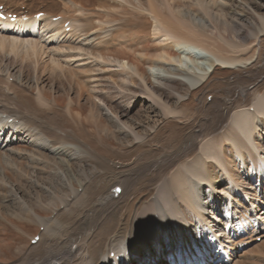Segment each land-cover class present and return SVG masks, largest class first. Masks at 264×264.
Wrapping results in <instances>:
<instances>
[{
    "label": "bare ground",
    "instance_id": "1",
    "mask_svg": "<svg viewBox=\"0 0 264 264\" xmlns=\"http://www.w3.org/2000/svg\"><path fill=\"white\" fill-rule=\"evenodd\" d=\"M69 1L76 6L77 0ZM197 1L196 5H201L203 10L210 9L203 0ZM175 2L178 5L181 3L179 0H168L170 6L167 5V13L155 1L149 0L150 12L160 24L156 28L158 33L168 32L185 40L184 46L179 44L178 50L167 43L161 53L168 58L176 55L188 59L192 57V62L187 66L201 70L198 77L194 76L187 82L180 76H188V73L177 69L174 72L170 70L171 75L162 76L157 84L151 82L148 71L141 65L143 61L132 55L136 51L126 49L133 44L131 36L135 34L130 32V43L119 42L120 36L124 35L120 28L116 29V35H112L117 39L97 52L102 58H128L136 63L137 74L148 83L149 90L163 100L161 103L153 99L155 105L166 115L175 114L171 121L165 118V123L171 126L168 131L164 126L156 127L154 122L161 111L154 118L141 116L137 119V116L132 117L128 113L126 104L123 105L125 102L131 106L135 103L130 93L152 98L150 91L140 84L133 73L113 71L117 76L113 77L117 85L104 80L95 93L108 110L116 113V118L104 112L99 104L92 103L89 111L79 103L84 89L80 83L75 85L72 69H66L64 72L68 74L65 76L55 74L50 77L54 83L65 86L64 90H57L60 94L42 89L34 95L35 88H31L30 77L24 70H20L18 78L12 82L0 79V167L4 166V169H0V264H128L127 260L125 263L120 261V256L125 251L136 254L141 249L146 251L140 264H156L160 261L159 256H155L156 252L163 259L167 257L168 264H203L213 253H219L217 261L230 253L228 248L221 251L220 244L224 240L220 239L216 243L204 239L201 232L193 234L192 230L189 231L188 225L192 219L195 225L201 223L202 220L197 216L201 219L204 217L201 210L203 202L199 195L202 194V181L210 183L212 187L215 185L217 175L214 172L218 168L213 161L223 164L231 161L223 147L224 143L228 141L238 147L241 152L238 155L247 159L245 153L250 150L249 143L254 137V119L264 116V67L254 63L236 70L226 69L224 73H232L234 78L224 76L219 70L222 67L216 66L215 61L236 65L241 61L239 58L244 49L239 47L238 42L227 40L222 34L220 39L223 42H218V50L210 52V55L206 47H200L205 44L197 43L208 41L206 34L198 32V25L189 14L182 15L174 11ZM87 7L101 10L98 6ZM121 12L124 13L121 16H124L125 23L139 25L141 19L151 23L146 15L127 7ZM23 13L16 14L15 22L0 19V27L7 33H13L14 28V34L23 36L25 41L28 35L39 32L36 26H40L43 19L25 18ZM95 13L97 18L104 17V12ZM89 14L90 17L84 19L86 21L83 24L93 27L95 23L91 20L94 13ZM110 15L113 20H117L120 13L111 11ZM97 21L101 22L100 19ZM220 23L230 26L238 38L250 36H242V29L236 23ZM45 25L55 24L47 22ZM71 25L75 23L71 22ZM53 29L56 30V27ZM5 37H0L2 46L6 44ZM8 42L13 46L16 56H20L22 49H25L22 45L29 43L26 55L32 62H38L39 58L42 60L36 42L21 44L13 37ZM116 43L120 47L111 46ZM195 47L205 52L196 53ZM226 52L238 55L229 56ZM8 60L9 57H4L0 51V73L7 70V73L16 77V66ZM148 62L154 65L155 61L149 59ZM206 62L212 63L203 70L202 65ZM56 65L64 69L62 64ZM46 79L42 78L41 83L45 84ZM131 83L133 86L126 89ZM68 85L71 87H66ZM118 88L125 92H117ZM113 91L124 98L119 100L108 95ZM8 92L12 93V97L8 96ZM72 94L75 96L72 97ZM67 102L69 110L63 109ZM162 106L170 111L167 113ZM134 119L139 120V125L142 123L151 129L155 128L154 132L138 131ZM183 122L184 126L179 124ZM231 153L234 152L230 150L229 155ZM249 156L254 166L260 165V160L252 152H249ZM9 169L11 172H8ZM227 175L237 182L241 178L231 167L227 169ZM3 180L18 185L23 193L22 202L11 198V191L1 185ZM251 182L243 180L245 195L252 199L254 192L261 187L258 180ZM115 186L120 190L113 191L114 195L111 196ZM5 200L10 204H4ZM252 203L255 210H262L264 199L253 198ZM52 213H55L53 218ZM246 218L242 214L238 219L243 222ZM158 223L178 224L175 226L177 235L172 234L174 228L167 231L153 229L149 232L148 240L143 243L146 233ZM41 225H44L42 231ZM243 225L239 223L237 231L243 229ZM179 226H184L185 231H188L186 240H180L185 233H181ZM23 234H29L30 240L39 235V239L35 243L30 241L23 244ZM175 239L180 241L170 245Z\"/></svg>",
    "mask_w": 264,
    "mask_h": 264
},
{
    "label": "rangeland",
    "instance_id": "2",
    "mask_svg": "<svg viewBox=\"0 0 264 264\" xmlns=\"http://www.w3.org/2000/svg\"><path fill=\"white\" fill-rule=\"evenodd\" d=\"M11 1L15 2L10 4ZM153 1H155L160 8L165 9L168 13V0ZM179 1L182 4L180 3V5H178L177 2H175L176 5L174 7V11L182 15H186V13L189 14L191 20L198 25L196 27L198 32L206 34L209 40H203L197 43L202 45L205 44L203 46H199L206 47L209 50L208 53L210 55V52L215 53V51L218 50L216 45L218 42L222 41V39H220L222 34L226 36L227 40L238 42V44H240L239 47L244 49L243 55H240L239 58L241 61L236 63V65L225 64L219 60L215 61L216 66L222 67L221 69L218 68L220 73H222L224 76H230L234 78L232 73L225 74V70H236L239 69L238 67L245 68L246 66H251L254 63L264 67V0H203L204 4L209 5L210 7L208 11L203 10L201 5H196L198 2L197 0ZM76 2L79 7L77 4L74 6L69 0H4L5 8L10 10V14H12V16H8V20L10 22L16 21L15 14H18V12H24L23 16H25V18L35 17L37 19H43V22L40 26H36V29H38L39 32H33V34L28 36L26 35L27 39H25V41H23V36L14 34V28L12 29L13 33H7V30H4L0 27V37L6 36L5 38L7 39L4 46L0 45V51L4 57H9L7 62L16 66L14 72L17 74L16 77H14L7 73V70H5V73H0L2 76L6 74L4 77L0 76L1 80L6 81L7 83L12 82L15 78H18L17 76L19 75V71L24 70L25 74H28L30 77L29 79L32 86L31 88H35L34 95H37L42 89L49 90L53 94H60L57 92V90L62 91L65 89V86L56 82L54 83L50 77L55 74L65 76L68 73L64 71L66 69H72L74 72L73 80L75 85L77 86V84L80 83L84 89V94L80 98L79 103L86 106L89 111L92 109V103L99 104L104 109H102L104 112H106L109 116L116 118V113L113 111L111 112L110 109L108 110L107 105L95 96V93L98 91V87L102 86V82L104 80H108L109 82L117 85V83L113 80V77L115 76L113 71H124L129 74L133 73L140 84L149 90L148 83L141 77L140 74L138 75L135 71L136 63L129 60L128 58L124 60H113V58H102L101 55H97V52L100 50V48H105L106 45H108L111 41H115L117 39L116 37H113L118 32L116 30L117 28H120V31L124 32V35L120 36L121 38L119 39V42L127 41L130 43V32L135 34L131 36L133 37V44L126 49H128V51H136L132 55L135 56L137 60L141 62L143 61L141 65H143L148 71L151 82L157 84L162 76L171 75L169 72L170 70L174 72L179 69L187 72L188 76H180L187 82H190V80L193 79L192 77H198V75H200L201 70L192 69L187 66L188 63L190 64L192 62V57H189L188 59L179 55L171 58H168L166 55L162 56L164 53L161 52L164 45L170 43L172 44L174 50H178L179 44L183 45L185 40L179 39L168 32L165 33L163 31L158 33L156 28L160 27V24L159 22L155 21L153 14L150 12L149 0H77ZM171 2H173V0H171ZM200 2H202V0H200ZM62 4L63 6H61ZM87 6H98V8L101 10L97 8H89ZM75 7H77L78 10ZM122 7L123 10L121 9ZM126 7L127 9L129 8L130 10L139 12V14L141 13L146 15V18L150 19L151 23L144 22V19H141L142 22L139 25L125 23L124 16H121L124 13L121 11H124V8ZM37 11L38 13L42 12L43 14L37 16ZM94 11L98 13L104 12V17L101 19L98 16L97 18V14ZM111 11L114 14L117 12L120 13V16L118 15L119 18L117 20L112 19V16L110 15ZM89 13H94L91 20L95 23L93 27H86L83 24V22L90 17ZM64 18L66 19L65 23L63 22ZM76 18H79L80 20ZM96 18L100 19L101 22H95L97 20ZM73 19H75L76 22ZM138 21L140 20L138 19ZM219 21L228 22L232 25L236 23L237 27L242 29V36H247L246 34H248L250 35L248 36L249 38H238L235 33L232 32L230 26H224ZM47 22H53L55 25L46 26L45 24ZM71 22L72 24L75 23L74 26H77L76 29L73 25H71ZM58 23H62V27L60 25L57 26ZM142 23L146 25H143ZM43 24L45 25L44 27H42ZM79 25H81L82 28H80L81 26ZM55 27L56 30L53 29ZM127 27L130 29L127 30ZM136 35H139V37ZM12 37L16 42H21V44L25 42H36L38 44L37 52H39L42 60L40 61L39 58L40 62H37L33 59L34 62H32L30 57L26 55V47H28L29 43L22 45L25 49H22L23 51L20 53L21 58L20 56H16L15 51H13V46L8 42V39L10 40L11 38L12 40ZM226 45L229 47V49H231L229 44ZM111 46L120 47L118 43ZM200 47H195L194 52H205ZM226 54L229 56L238 55L227 52ZM149 59L155 61L154 65H151V63L148 62ZM28 63L31 66L27 67ZM55 63L62 64L64 69L60 68ZM211 63L212 62L204 63L202 65L203 70L208 69V65ZM3 65L4 63H2V66ZM6 65L7 63L5 62V66ZM53 67L56 68L55 71H53ZM244 77H246V75H244ZM42 78H47L45 84L41 83ZM131 86H133L132 83L127 85L126 89H129ZM66 87L70 88L71 86L68 85ZM1 90L2 88L0 87V92ZM119 91L123 92L124 90L122 88H118L117 92ZM149 91L152 98H149L144 94H139L136 96V94L128 92V94L130 93L129 95L134 96L135 103L131 106V104L128 105L127 102H125L123 105L126 104L128 113L130 112L129 114H131L132 117L137 116V119L141 118V116L144 118L152 116L154 118V115H158L159 111H161V114L159 113V116L155 117L154 122L157 124L156 127L162 128L164 126L163 128H166L168 131L171 126L165 123V118L168 119L166 121H171L175 114L168 113L170 110H168L167 107L164 108L162 106L163 109L168 113L167 115L164 114L165 112H163L159 106L155 105V100L161 103H163V100L151 90ZM11 94V92H8L9 97H12ZM108 95H111L114 99L117 98L119 100L124 98L119 97L114 91ZM73 96H75V94H72V97ZM208 97V100H210L211 94H209ZM141 106L145 109L141 108ZM73 108L76 109V106H73ZM250 108L253 110L252 107ZM63 109L69 110L68 102L67 105L64 103ZM67 113V116H69L70 113L68 111ZM133 121L137 125L136 129L138 131L143 130V132H145L147 130L149 134L154 132L153 130L155 128L151 129L149 125H144L142 123L139 125V120L134 119ZM179 124L184 126V122L183 124ZM253 133V141L249 143L250 150L245 153L247 159L238 155V153H241L238 151V147L226 141L223 147H225L227 156L231 158V161L227 162L226 164L216 163V161H213V163L217 165L218 168L214 172L217 176L215 178V185L213 187L210 183L202 181V194L199 195V198L203 202L201 210L204 213V217L201 219V217L197 216L200 218V220H202V222H198L196 225L192 219V223L188 225L190 228L188 230H192L193 234L201 232V235L204 237V239L212 242L218 243L220 239L224 240V242L220 244V248H222V250H220L223 251L227 250L228 248L230 252L225 254L221 261H217L218 259H216L218 258L217 254L219 253H213L207 259L206 263L203 264H264V205H262V210H255L253 203L251 204L253 198L259 199V197H262V199H264V116H259L254 119ZM151 137H154V135ZM143 142H146V140ZM146 145L148 146V144ZM230 150H232L234 153L229 155ZM242 150L247 151L245 149ZM249 152H252L260 160L259 166L256 167L252 164L250 161L251 157L249 156ZM137 154L140 155V153ZM2 166L3 165H1L0 169H4V166ZM229 167L233 168L235 172L238 173V176L241 177L239 182H237L236 179L232 180L231 177L227 175V169ZM8 172H11V169H9ZM258 175H260V178ZM250 179L253 182L254 180H258V182H260L259 187H261L257 192H254L255 196L252 195V199L251 197L245 195V184L243 183V180H248L250 183H252ZM253 184V187H255V183ZM1 185L8 189V191H11V198L15 197L16 200H20L22 202L23 193L18 189L17 184L13 185L9 182L5 183L3 180L1 181ZM116 187L117 186L112 188V192L110 193L111 196L114 195L113 191L118 192ZM80 189L81 187L79 190ZM13 192L16 193L14 194ZM4 204L10 203L5 200ZM242 214L246 215L247 218L243 220V222H240L238 218L240 216L242 217ZM54 216L55 213H52L51 218ZM239 223L244 224V227L243 229L237 231L236 228H238ZM177 225L178 224L171 225L169 223L155 224L153 228H150L146 233L143 243L148 240L150 234L149 232L153 229L167 231L174 228L175 230L172 231V234L177 235L178 229L175 227ZM179 227L181 229V233H185V236L180 240L183 241V238L186 240V232L188 231H185L184 226ZM43 228L44 225H41L40 231L44 230ZM220 228L222 229L219 231L218 229ZM190 233L192 232H189V234ZM193 234H191V236H193ZM214 235H216V237ZM29 237V234H23V244L30 243V241L33 243V239L30 240ZM180 240L175 239L171 241L170 245L177 243ZM129 246L136 247L135 245ZM144 251L146 250H139L138 253L133 254V257L139 256V254H142ZM157 255L159 256L160 261H157L156 264H168L167 257L163 259L156 252L155 256ZM101 264H103V262Z\"/></svg>",
    "mask_w": 264,
    "mask_h": 264
}]
</instances>
